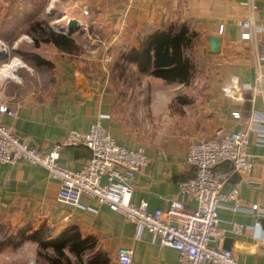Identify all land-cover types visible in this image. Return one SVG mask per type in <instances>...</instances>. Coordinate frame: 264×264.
I'll use <instances>...</instances> for the list:
<instances>
[{
	"label": "crops",
	"instance_id": "crops-1",
	"mask_svg": "<svg viewBox=\"0 0 264 264\" xmlns=\"http://www.w3.org/2000/svg\"><path fill=\"white\" fill-rule=\"evenodd\" d=\"M9 2L17 1L0 0V7ZM35 7L36 4L31 5L16 15L13 11L9 18L15 16L8 23L0 22L5 27L0 36L28 35V31L20 33L17 24L32 15ZM83 7L89 12L87 32L95 30L106 37L102 43L103 50L110 52L106 63L85 61L51 44L60 55L55 60L42 58L54 67L51 88L26 91L21 89V77L16 73L25 65L22 58L29 55L18 48L22 38L7 44L0 37V92L7 89L1 102L14 112L0 114V123L43 153L68 131H87L93 122H99L117 144L128 149L142 147L149 162L133 177L132 201L145 200L150 211L166 209L172 198L183 200L188 210L196 208L193 198L178 193V184L194 176V169L186 162L188 146L248 128L246 154L252 165L245 172H232L221 192L228 194L237 188L242 206L258 204V210L233 211L232 200L223 203L218 209L223 238L212 245L232 250L243 264H264V142L259 139V127H264V97L253 91L259 42L257 38L242 40L239 26L240 21L249 18L255 24L260 22L264 0H73L77 14L64 15L54 23L61 25L69 18L84 22ZM182 24L196 34L184 49L193 63L188 83H166L119 59L122 52L139 48L146 35ZM207 34L220 35L217 54L209 52ZM4 50L7 55L10 51L16 55L8 63H2ZM119 65L132 70L134 78L149 89L117 92L114 84L125 70L116 76ZM130 98L140 102L127 101ZM88 154L82 146L65 147L60 151L58 164L78 171ZM219 168L232 171L229 163H222ZM58 189L59 180L41 166L24 160L0 163V220L10 228L23 230L21 239L36 246L31 237L38 232L43 235L44 230L50 234L46 240L71 230L87 239L90 247L80 258L64 247V258L58 264H99L102 260L105 264H119L116 255L123 247L132 249L131 264H179L176 250L160 246L146 229L137 236L135 224L106 204L84 197L80 206H71L57 200ZM235 224L243 225L244 232H234ZM35 251L33 248L31 256ZM27 257L18 264H37L27 262Z\"/></svg>",
	"mask_w": 264,
	"mask_h": 264
},
{
	"label": "built area",
	"instance_id": "built-area-1",
	"mask_svg": "<svg viewBox=\"0 0 264 264\" xmlns=\"http://www.w3.org/2000/svg\"><path fill=\"white\" fill-rule=\"evenodd\" d=\"M81 14L84 18L81 29L86 30L89 18L86 7L81 9ZM239 26L242 40L257 38L259 42L253 91L264 97V15L257 24L249 18L240 21ZM2 113L14 114L1 102L0 95ZM234 116L238 117V114L234 113ZM259 129V139L264 142V127ZM248 131V128H243L224 132L188 146L186 162L194 169V176L178 184V193L196 201V208L192 210H188L185 202L177 198L170 199L164 210L150 211L147 202L142 199L133 202V177L148 165L149 159L142 147L128 149L117 144L99 122L91 123L87 131H68L53 142L46 153L27 145L0 123V163L24 160L43 167L59 180V202L80 206L81 199L86 197L97 204H106L109 209L135 224L137 236L142 229H146L157 238L160 246L176 250L179 264H243L232 250L216 248L212 244L223 238V230L218 227V209L223 203L232 200L234 203L230 209L233 211L244 208L258 210V204L242 206L237 188L228 194L221 192L232 172H245L252 165L246 154ZM74 146H82L89 152L78 171L64 169L58 164L60 151ZM222 163H229L232 171L219 168ZM244 229L241 224L233 226L237 234L243 233ZM131 257V248L118 249L116 259L119 264H131Z\"/></svg>",
	"mask_w": 264,
	"mask_h": 264
},
{
	"label": "rangeland",
	"instance_id": "rangeland-1",
	"mask_svg": "<svg viewBox=\"0 0 264 264\" xmlns=\"http://www.w3.org/2000/svg\"><path fill=\"white\" fill-rule=\"evenodd\" d=\"M16 1L17 2L15 4H10L9 2L8 4L0 7V22L8 23L9 20H11L17 13H21V11L26 10L31 5H37V7H35L36 10L34 12L32 11V15L27 16L26 19H22V21L17 24V28L19 27L18 30L20 33H25V31L31 29L33 24H35L36 22H46L48 23L49 27L56 29V26L59 24L54 23L55 19L63 17L64 15L73 16L77 14V9H73V0H35L36 2L33 3H31L32 0ZM24 3H26L27 6ZM13 11H16L14 13L15 15H11V17L9 18L10 14ZM65 11H67V14H63V12ZM65 18L66 17H64L63 20ZM63 22L64 23H62L61 25L65 26L67 19H65ZM4 29L5 27L0 24V33ZM0 37L6 39L7 44H10L12 41L17 40L18 37H21L22 41L20 42L18 48L22 51H27L29 55L33 53L32 51H34L41 58L47 57L55 60L60 57L59 53H56V51L52 48L51 43L41 41L38 47L34 48L32 46L33 37L30 34L25 36V34L21 35L18 33H14L7 36L1 35ZM23 38H27L28 41H24ZM73 38L75 43L77 44V50L73 51L72 54L79 56L80 59H83L85 61L89 59L92 62H95V60L98 61V64L106 63V56L110 55V52L109 54H107L108 52L103 50L104 44L102 43H104L106 39L104 35L98 34L95 30H92L91 33H88L87 30L80 29L75 34H73ZM8 55V57L6 56L4 60H2V63H8V61H10V58L16 56L11 51L10 54L8 52ZM29 55L22 58V62L25 65L23 67L17 68L16 71V73L21 77V89L24 88L26 91L30 90L41 92L47 90L48 88H51V83L55 76L53 65L50 64L47 66H37L34 63V60L31 59ZM109 60L110 59L108 58V61ZM119 73L120 70L116 71L115 75L118 76ZM4 74H7V72H4ZM133 74L134 73H132V70H130L128 67H125L123 74L118 76L120 78L116 79V82L114 84L117 92H121V94H123L124 92L128 91L136 92L138 90L146 91L149 89L145 84L142 86V83L140 84L139 80L135 79V76H133ZM7 75L11 74L9 73ZM4 89L1 90L0 95L4 94ZM144 97H146V95H144ZM127 101L132 103L134 102L135 104L137 103V101L140 102V100H137L135 98H130ZM43 235L47 238V236L50 234L48 230H44ZM33 248H35L36 251L35 254L31 256ZM40 254L51 255L53 257L55 256V253L52 249H50V247L42 249L41 246H36L33 242L21 239V236L19 235V229L10 228L7 223H3L0 220V264H18V262L22 263L24 261V257L27 256H29L26 258L27 262L28 260H31L33 263L44 264L46 260L44 259V257L40 256Z\"/></svg>",
	"mask_w": 264,
	"mask_h": 264
},
{
	"label": "trees",
	"instance_id": "trees-1",
	"mask_svg": "<svg viewBox=\"0 0 264 264\" xmlns=\"http://www.w3.org/2000/svg\"><path fill=\"white\" fill-rule=\"evenodd\" d=\"M28 34L32 35L33 45L38 46L41 41L48 42L64 52L77 50V45L71 36L64 32L49 27L46 22H36ZM196 34L190 32L188 27L171 25L167 30H158L146 35L141 41L139 48H130L119 56L123 63H132L140 73H149L160 78L166 83H188L193 70L192 60L184 54V49L189 47ZM36 65H50L49 61L42 59L36 54H31ZM124 70V66H117ZM23 236L24 231L20 230ZM42 249L52 248L55 257L40 254L50 264H58L64 258L63 248L79 256L90 246L86 238H81L76 231H69L58 238L46 240L41 232L31 237ZM89 264V261H88ZM99 264H105V260Z\"/></svg>",
	"mask_w": 264,
	"mask_h": 264
},
{
	"label": "water",
	"instance_id": "water-1",
	"mask_svg": "<svg viewBox=\"0 0 264 264\" xmlns=\"http://www.w3.org/2000/svg\"><path fill=\"white\" fill-rule=\"evenodd\" d=\"M82 27L80 20L76 18H69L65 26L57 25L56 29L64 32L66 35L71 36L73 33L79 31ZM208 50L211 54H217L220 50L221 38L219 34H207L206 35ZM1 57H6V52H1Z\"/></svg>",
	"mask_w": 264,
	"mask_h": 264
}]
</instances>
